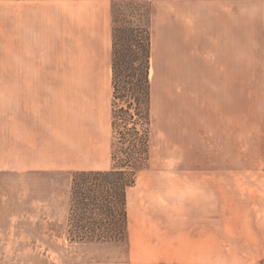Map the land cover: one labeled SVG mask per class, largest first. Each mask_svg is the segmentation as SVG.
Instances as JSON below:
<instances>
[{"label":"crops","instance_id":"crops-1","mask_svg":"<svg viewBox=\"0 0 264 264\" xmlns=\"http://www.w3.org/2000/svg\"><path fill=\"white\" fill-rule=\"evenodd\" d=\"M115 1L0 0L6 175L111 168ZM145 1L166 208L179 219L264 171V0Z\"/></svg>","mask_w":264,"mask_h":264},{"label":"rangeland","instance_id":"rangeland-1","mask_svg":"<svg viewBox=\"0 0 264 264\" xmlns=\"http://www.w3.org/2000/svg\"><path fill=\"white\" fill-rule=\"evenodd\" d=\"M123 9L116 25L150 28L149 1L133 0ZM115 12L119 16V2ZM164 116L159 93L152 104L148 164L128 191L129 243L69 239L70 173L0 171V264H264V171L247 173L244 187L223 188L221 204L198 206L197 214L185 206V214L172 218L166 208ZM122 146L117 141L119 152Z\"/></svg>","mask_w":264,"mask_h":264},{"label":"trees","instance_id":"trees-1","mask_svg":"<svg viewBox=\"0 0 264 264\" xmlns=\"http://www.w3.org/2000/svg\"><path fill=\"white\" fill-rule=\"evenodd\" d=\"M132 1L113 13L112 166L71 173L72 242L129 243L128 191L148 164L152 124L150 28L116 25Z\"/></svg>","mask_w":264,"mask_h":264}]
</instances>
